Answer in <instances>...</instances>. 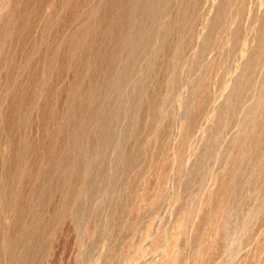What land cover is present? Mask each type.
Listing matches in <instances>:
<instances>
[{"label":"rangeland","instance_id":"1","mask_svg":"<svg viewBox=\"0 0 264 264\" xmlns=\"http://www.w3.org/2000/svg\"><path fill=\"white\" fill-rule=\"evenodd\" d=\"M0 264H264V0H0Z\"/></svg>","mask_w":264,"mask_h":264}]
</instances>
